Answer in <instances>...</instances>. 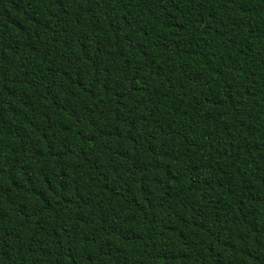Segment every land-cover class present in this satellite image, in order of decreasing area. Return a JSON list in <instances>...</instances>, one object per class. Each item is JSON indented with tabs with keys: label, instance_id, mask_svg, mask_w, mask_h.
<instances>
[{
	"label": "trees",
	"instance_id": "obj_1",
	"mask_svg": "<svg viewBox=\"0 0 264 264\" xmlns=\"http://www.w3.org/2000/svg\"><path fill=\"white\" fill-rule=\"evenodd\" d=\"M0 264H264V0H0Z\"/></svg>",
	"mask_w": 264,
	"mask_h": 264
}]
</instances>
